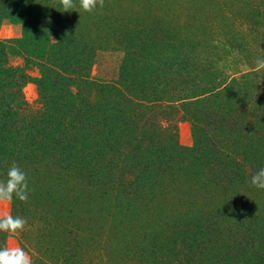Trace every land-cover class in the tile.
<instances>
[{
	"label": "trees",
	"instance_id": "16d2710c",
	"mask_svg": "<svg viewBox=\"0 0 264 264\" xmlns=\"http://www.w3.org/2000/svg\"><path fill=\"white\" fill-rule=\"evenodd\" d=\"M74 5L0 0L22 27L0 39V180L15 162L29 185L10 202L27 224L0 248L14 235L33 264H264V189L250 183L264 168V0ZM103 51L122 55L114 80L92 76Z\"/></svg>",
	"mask_w": 264,
	"mask_h": 264
},
{
	"label": "clouds",
	"instance_id": "9594fccd",
	"mask_svg": "<svg viewBox=\"0 0 264 264\" xmlns=\"http://www.w3.org/2000/svg\"><path fill=\"white\" fill-rule=\"evenodd\" d=\"M63 11L75 8L74 0H60ZM97 4L102 8L104 0H79L80 7L85 12H93ZM257 69H264V59L256 60ZM7 178L0 180V205L13 201L14 197L20 201L27 202L29 199V185L27 176L21 168L13 162L6 173ZM250 183L264 189V168H260L252 176ZM27 220L21 216H13L10 212H0V231L15 234L23 231ZM0 264H33L29 253L20 246H5L0 248Z\"/></svg>",
	"mask_w": 264,
	"mask_h": 264
},
{
	"label": "rangeland",
	"instance_id": "374dc122",
	"mask_svg": "<svg viewBox=\"0 0 264 264\" xmlns=\"http://www.w3.org/2000/svg\"><path fill=\"white\" fill-rule=\"evenodd\" d=\"M22 33L20 24L11 23L8 20H0V39L19 38ZM16 48V47H13ZM121 54L118 51H103L98 52L92 68V76L100 80H114L118 75V65L120 63ZM10 63L13 65L23 64V58L18 54L11 53ZM29 70L31 76H36L37 71L34 68ZM264 80V74L261 75ZM22 92L25 100L30 106H34L38 100V91L33 79H29L23 86ZM183 110L179 107V112L176 116L177 131L179 143L185 147L192 144V135L190 123L182 117ZM10 203L0 205V212H10ZM6 246H20L19 241L14 235H9L6 239Z\"/></svg>",
	"mask_w": 264,
	"mask_h": 264
}]
</instances>
